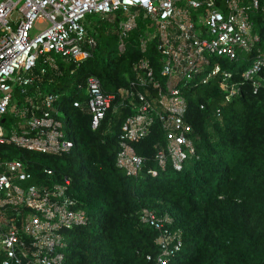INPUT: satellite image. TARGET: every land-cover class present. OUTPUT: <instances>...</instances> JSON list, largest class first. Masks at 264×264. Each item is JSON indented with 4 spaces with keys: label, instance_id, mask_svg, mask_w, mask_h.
Wrapping results in <instances>:
<instances>
[{
    "label": "built area",
    "instance_id": "1",
    "mask_svg": "<svg viewBox=\"0 0 264 264\" xmlns=\"http://www.w3.org/2000/svg\"><path fill=\"white\" fill-rule=\"evenodd\" d=\"M18 6L20 14L13 19L10 14ZM119 12L124 15L118 24L120 51L137 17L145 22L134 79L111 92L95 74L75 85L93 129L115 98L133 109L123 119L116 155V165L127 175L143 171V156L132 141L146 136L154 123L161 125L165 142L156 151L161 168L169 164L181 170L197 155L186 116L184 92L190 86L216 83L221 93L217 116L240 85L248 83L253 93L264 89V0H0V264H64V230L89 221L70 192V177L38 178L27 162L2 147L48 154L71 150L74 141L58 104L63 93L42 84L92 55L97 38L84 22L88 13L114 20ZM37 19L49 24L32 35ZM152 43L160 55L161 77L145 53ZM236 61L246 64L240 70L229 67ZM72 104L83 106L79 97ZM42 170L54 174L50 167ZM140 216L156 230L158 249L146 257L153 264H169L182 248L181 228L172 225L171 215L153 208L143 207Z\"/></svg>",
    "mask_w": 264,
    "mask_h": 264
},
{
    "label": "trees",
    "instance_id": "2",
    "mask_svg": "<svg viewBox=\"0 0 264 264\" xmlns=\"http://www.w3.org/2000/svg\"><path fill=\"white\" fill-rule=\"evenodd\" d=\"M97 16L96 25L87 26L97 38L92 55L42 84L63 93L58 104L74 141L71 150L48 154L2 147L27 162L38 178H71L70 192L89 221L64 230V264H153L146 256L158 249L156 230L141 220L143 207L168 213L172 225L182 230V248L169 264H264V89L253 93L248 83L240 85L239 93L217 116L214 109L221 93L216 83L190 86L184 92L186 116L197 155L188 158L181 170L169 164L161 168L156 151L165 142L161 125L154 123L146 136L132 141L143 156V171L127 175L116 165V155L123 119L133 109L117 97L93 129L75 83L95 74L106 92L128 85L135 76L133 64L142 55L138 37L145 22L137 17L120 51L118 24L124 15L119 12L114 20ZM145 53L155 76L161 77L154 43ZM245 64L236 61L229 67L240 70ZM75 97L82 100V107L73 106ZM46 166L53 175L43 172ZM153 168L157 174L149 172Z\"/></svg>",
    "mask_w": 264,
    "mask_h": 264
},
{
    "label": "rangeland",
    "instance_id": "3",
    "mask_svg": "<svg viewBox=\"0 0 264 264\" xmlns=\"http://www.w3.org/2000/svg\"><path fill=\"white\" fill-rule=\"evenodd\" d=\"M21 2H18V5L20 6ZM19 6L18 8H14L13 11L10 14V17L15 19L19 16L20 14V10H19ZM97 19L98 16L97 15H92L91 13H88L86 15V17L84 18V22L86 24V26L88 27H93L94 25H96L97 23ZM49 24L48 21H41V20H36L34 22V26L32 27V29L30 30V33L32 35H34L35 33H37L38 31H40L43 27L47 26ZM215 61L219 62L218 58H214Z\"/></svg>",
    "mask_w": 264,
    "mask_h": 264
},
{
    "label": "water",
    "instance_id": "4",
    "mask_svg": "<svg viewBox=\"0 0 264 264\" xmlns=\"http://www.w3.org/2000/svg\"><path fill=\"white\" fill-rule=\"evenodd\" d=\"M3 120V119H2Z\"/></svg>",
    "mask_w": 264,
    "mask_h": 264
}]
</instances>
